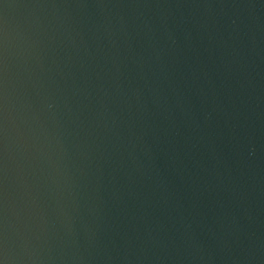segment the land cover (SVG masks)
Masks as SVG:
<instances>
[{"label":"water","instance_id":"95a60500","mask_svg":"<svg viewBox=\"0 0 264 264\" xmlns=\"http://www.w3.org/2000/svg\"><path fill=\"white\" fill-rule=\"evenodd\" d=\"M0 264H264V0H0Z\"/></svg>","mask_w":264,"mask_h":264}]
</instances>
